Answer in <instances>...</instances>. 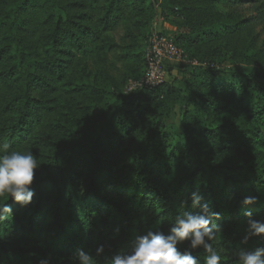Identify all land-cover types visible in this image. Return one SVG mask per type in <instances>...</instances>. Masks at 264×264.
Listing matches in <instances>:
<instances>
[{"label":"trees","instance_id":"1","mask_svg":"<svg viewBox=\"0 0 264 264\" xmlns=\"http://www.w3.org/2000/svg\"><path fill=\"white\" fill-rule=\"evenodd\" d=\"M92 1L91 7L96 8L97 2L105 6L102 23L114 26L124 0ZM193 1L200 12L197 20L187 11L192 6L182 0H164L162 10L183 14L191 25L189 38L195 42L237 36L249 27L250 19L220 15L208 8L209 0ZM219 1L236 5L247 0ZM3 3L0 58L5 52L11 63L0 71V143L14 149L35 139L37 128L49 125L50 110L48 102L37 97L49 88V81L38 69L43 55L34 57L25 51L23 11L28 4L54 8L56 0ZM50 17L56 24L47 34L44 54L61 70L54 36L61 19L57 13ZM87 45L79 44L83 53L88 52ZM142 57L139 75L145 68L144 52ZM188 67L193 70L191 95L204 100L207 117L198 106L186 109L180 130L171 131V109L177 98L160 103L147 119L144 133L127 148L128 159L121 166L112 159L111 147L121 140L120 131L130 129V116L148 108L140 96L158 98L166 82L136 93L111 95L97 113L89 111L80 118L77 126H63L64 144L43 138L51 150L46 163L34 172L32 202L21 206L11 197L5 201L12 215L0 223V264H39L42 259L48 264H78L77 250L94 251L100 244L110 245L108 256L127 251L135 234L147 228L167 232L177 214L198 213L193 192L218 213L213 223L220 232L211 243L222 253V264H235L231 258L235 249L264 246V235L241 243L248 229L245 212L264 220V70L243 72L210 62ZM81 89L101 98L109 93L90 85ZM182 99L185 104L191 100L190 96ZM210 116L217 120L209 122ZM172 135L180 137L176 144L170 142ZM248 194L258 196L257 202L242 204ZM187 246V241L178 245L181 251ZM193 255L203 264L202 248L193 250Z\"/></svg>","mask_w":264,"mask_h":264},{"label":"rangeland","instance_id":"2","mask_svg":"<svg viewBox=\"0 0 264 264\" xmlns=\"http://www.w3.org/2000/svg\"><path fill=\"white\" fill-rule=\"evenodd\" d=\"M163 1L124 0L117 14V21L112 27H106L102 23L105 6L101 2L96 3V8L91 7L95 6L92 0H56L54 8L28 4L23 11L24 24L27 27L22 33L26 48L23 46L25 51L34 57L43 55L37 64L40 73L49 81V88L37 97L48 102L50 122H47L48 126L36 129L35 139L10 150L32 151L37 157L39 169L46 163L45 157L51 150L43 144V138L64 144L66 135L63 126H77L80 118H85L89 111L92 114L97 113L101 108L100 103L109 101L113 98L111 95L139 92L135 83L141 77L139 72L142 67V54L153 28L173 37L183 52L185 63L176 62L169 67L167 84L161 96H140L148 103V108L139 115L130 116V129L126 132L120 131L121 140L115 141L110 149L111 157L117 165L121 166L127 161V148L144 133L147 119L160 103L168 104L172 98H177L171 109L172 121L168 127L171 131L180 130V120L186 109L198 106V112L207 117L202 109L204 100L191 95L190 80L193 70L189 67L185 69L187 65L210 62L216 66L235 68L243 72L252 69L264 70V0H247L236 5H224L219 0H209L207 6L210 10L236 19L247 18L251 22L240 35L196 42L189 38L191 25L186 22L184 15H175L169 8L162 10ZM182 1L192 6V9L187 11L197 20L200 12L194 1ZM3 9L4 3L0 0V18ZM54 13L61 19L59 29L54 34L61 70L52 64L50 55L45 56L43 46L48 41L47 34H52L51 30L56 24V20L50 17ZM1 22L0 19V25ZM86 34H89L87 39ZM82 41L88 44L86 53L79 48ZM109 45L112 46L110 49L103 47ZM3 46L0 28V48ZM189 61H195L196 64L187 63ZM10 63L11 59L3 52L0 71H6ZM86 85L109 93L101 98L93 92H82V86ZM183 96H190L191 100L185 104ZM216 120L217 116L208 118L211 123ZM179 138V135H172L170 142L176 144Z\"/></svg>","mask_w":264,"mask_h":264},{"label":"clouds","instance_id":"3","mask_svg":"<svg viewBox=\"0 0 264 264\" xmlns=\"http://www.w3.org/2000/svg\"><path fill=\"white\" fill-rule=\"evenodd\" d=\"M39 163L30 150H10L6 142L0 143V223L12 215V208L5 201L11 197L21 206L30 204L35 195L31 185L34 180V170ZM203 197L198 192L192 193L193 206H199L200 211L192 214L182 212L174 216L167 232L159 228H147L134 235L129 250L107 255L110 245L100 244L94 251L79 249L76 253L78 264H201L200 259L193 255V250L202 248L206 255L203 264H222V253L214 246L213 241L220 232V226L213 223L218 218L208 203H201ZM258 196L248 194L242 199V204L256 203ZM248 217L247 234L241 243H247L250 236L264 235V220ZM188 242L181 251L178 245ZM231 258L235 264H264V246L255 249L238 248L232 251ZM39 264H48L42 259Z\"/></svg>","mask_w":264,"mask_h":264},{"label":"built area","instance_id":"4","mask_svg":"<svg viewBox=\"0 0 264 264\" xmlns=\"http://www.w3.org/2000/svg\"><path fill=\"white\" fill-rule=\"evenodd\" d=\"M183 52L172 36L153 28L144 50L145 68L138 81L136 89L153 88L167 81L168 67L176 62H184ZM196 64L195 61L187 62Z\"/></svg>","mask_w":264,"mask_h":264}]
</instances>
